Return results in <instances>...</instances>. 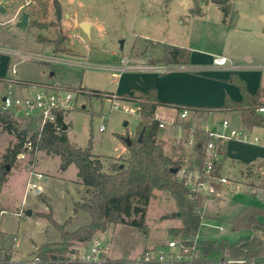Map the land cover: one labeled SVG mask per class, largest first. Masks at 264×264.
<instances>
[{
  "label": "rangeland",
  "instance_id": "374dc122",
  "mask_svg": "<svg viewBox=\"0 0 264 264\" xmlns=\"http://www.w3.org/2000/svg\"><path fill=\"white\" fill-rule=\"evenodd\" d=\"M38 1L46 4L45 12L38 6ZM2 2L8 10L0 13V71L5 79L36 87H61L74 94H79L82 87L128 93L129 87L139 78L136 74H142L144 70L117 72L115 68L122 65L121 60L125 59V64L132 68L159 65L150 60H163L164 45L225 55L236 63H244L248 56L251 64L264 65V0H229L234 11L229 22L234 27L229 30L222 27V14L210 2L204 4L201 17L190 15L182 0H173L169 9L159 3L149 7L145 0H59V21L52 0ZM23 14L27 15V24L19 27L17 24ZM84 22L89 24V35L80 29ZM56 38H64L63 53L52 52ZM11 90L17 92L15 87ZM115 101L116 108L113 107ZM132 110L136 111L134 103L118 101L115 96L87 99L79 94L76 107L63 116L67 138L77 147L89 146L91 154L99 158L103 171L107 172L116 158L128 156L124 141L135 136L138 124V117ZM224 116L214 113L204 117L217 127ZM26 123L27 120H18L20 128ZM101 125L103 131H99ZM262 134V130L251 133L264 142ZM162 141L166 156L175 153V149L178 150L176 154H180L179 145L173 146L171 137ZM15 143V136L0 125V166L3 165L0 175L4 176L0 184V250L3 256L19 260L28 258L40 246L61 241V233L41 214L50 215L57 224H65L64 231H75L87 224L89 217L82 210L74 214L73 208L77 203L88 202L91 195L84 189L78 191L76 167L71 164L62 169L57 155L38 151L32 156L26 150L25 154L17 155L11 165L2 164L3 154ZM192 158V155L185 156L182 166L191 164ZM245 163H264V145L229 142L222 174L228 183L218 195L219 200H203L198 207L201 221L195 240L234 242L251 233L229 230V221L243 206L260 202V199L264 201V194L259 192L264 189V174L256 169L257 166ZM5 166L9 168L7 171ZM30 171L41 173L42 179L30 178ZM29 179L38 186V193L35 189L27 190ZM153 192L144 229L116 224L98 233L109 241V255L134 258L145 248L179 240L168 231L181 225L173 198L163 190ZM27 211L31 214L27 215ZM258 221L264 224V214L258 216ZM256 235L264 238L262 233ZM13 237L15 241H12ZM221 254L214 252L201 256L196 250L195 263L226 261L227 256Z\"/></svg>",
  "mask_w": 264,
  "mask_h": 264
},
{
  "label": "trees",
  "instance_id": "16d2710c",
  "mask_svg": "<svg viewBox=\"0 0 264 264\" xmlns=\"http://www.w3.org/2000/svg\"><path fill=\"white\" fill-rule=\"evenodd\" d=\"M169 1L164 0L165 5ZM209 2L218 7L222 14V23L230 27L229 22L234 11H232L229 0H194V7L189 11L190 15L202 16L203 11L199 4ZM38 6L44 12L46 11L45 3L38 1ZM63 39L56 38L52 43L54 54L63 53L61 48ZM189 56L190 51L187 48L164 45L163 60L150 61L154 64H187ZM0 78L4 79L5 75ZM226 82L238 88L241 98L232 100L225 96L222 105L218 107L162 101L157 98L154 89H148L147 92L112 93L80 88L79 94L85 95L87 99L115 96L119 101L136 105L138 124L135 136L124 141L128 156L126 159L116 158L115 162L109 165L107 172L103 171L99 158L91 154L89 146L80 148L70 143L66 131L62 130L63 115H57L56 126L46 124L42 130H38L32 120H27L25 126L20 128L18 120L6 113H0V125L16 138V143L3 154L2 164L11 165L16 156L25 154L26 150L32 156L38 151H43L47 155H57L60 157L62 169L71 164L76 167L80 184L84 191L91 195L88 202L77 203L73 208L74 214L77 210H82L89 217L88 223L75 231H64L65 224H57L50 215L41 214L61 233L59 243L38 248L41 256L46 259H62L70 253L73 245L89 242L94 235L104 232L109 225L126 224L144 229L145 214L149 201L154 197L153 191L163 190L173 198L179 213L176 217L181 222L179 227L169 228L171 236L179 237V241L188 247L195 243L196 249L202 256L220 252L225 254L228 260H244L242 264H264V238L255 235L257 232L264 234V224L258 221V216L264 214L262 208L246 206L229 223L230 231L249 230L254 233L253 236L241 238L235 242L225 239H194L201 221L198 207L205 198L189 194L182 181L178 179L177 173L171 171L172 169L178 170L182 166L185 149L179 145L180 154L173 157L166 156L163 153L164 142L157 138L161 130L152 119L157 106H174L188 108L194 112L236 111L240 114L244 130L249 131L254 127L264 128V114L257 112L259 107H264V88L259 86L254 94L250 93L246 89L245 82L233 72L229 74ZM183 129L185 138H188L191 134L190 128L185 125ZM192 132L198 141L194 147V164L202 169L205 160V146L209 137L200 129H194ZM140 133L142 136L139 142ZM221 148L222 158H224L226 144ZM1 167L3 168V165L0 166V170ZM3 178L4 176L0 175V184Z\"/></svg>",
  "mask_w": 264,
  "mask_h": 264
},
{
  "label": "built area",
  "instance_id": "2783aa9c",
  "mask_svg": "<svg viewBox=\"0 0 264 264\" xmlns=\"http://www.w3.org/2000/svg\"><path fill=\"white\" fill-rule=\"evenodd\" d=\"M125 59L121 60L119 67L115 68L117 72L126 70H144L155 73H164L168 70L166 65H155L145 67L127 66ZM213 64L217 67H228L226 58H214ZM132 68V69H131ZM264 75V66L259 68ZM14 74L15 71L12 69ZM113 76H116L113 73ZM17 89L13 93L11 88ZM36 88L35 90H33ZM79 94L73 93L61 87L51 86H34L26 84L15 79L0 78V113H6L15 120H32L38 130H42L46 124L56 126V118L58 114L65 115L67 112L76 107V99ZM119 101V100H118ZM116 108L117 101L113 103ZM130 111V109H128ZM132 114L138 117L137 109L132 110ZM194 111L184 107L174 106H157L153 112L152 119L157 123L158 129L164 130L168 127L177 128L181 135L175 139V144L180 145L185 152H191L192 163L188 166H181L177 170V177L180 179L187 189L188 193L199 195L203 198H210L216 195L220 186L226 185L227 178L219 174V166L222 162V145L231 141L251 142L257 144L259 138H250L248 132L244 129L232 127L227 120L221 122L220 130H211L204 128L203 131L209 140L205 146V160L202 169L194 164L195 151L194 147L198 144L197 139L193 135L195 128L189 127L191 134L188 138L182 137L184 125L188 116ZM257 112L264 114V107H259ZM188 126V125H187ZM104 126L101 125L99 131H103ZM186 156V155H185ZM184 156L182 157V161ZM42 179V174L38 172H29V177ZM30 177V178H32ZM35 189L38 193V186L31 182H27V190ZM26 190V191H27ZM15 237L12 241H15ZM110 243L96 234L87 243L75 244L70 248V253L62 259L43 258L39 250L33 252L31 256L24 259L13 260L6 259L0 254V264H195V243L191 247L185 246L179 240H169L165 244L158 247L147 248L137 257L129 260L114 261L109 258ZM244 260H229L232 264H242Z\"/></svg>",
  "mask_w": 264,
  "mask_h": 264
},
{
  "label": "crops",
  "instance_id": "0c3cea01",
  "mask_svg": "<svg viewBox=\"0 0 264 264\" xmlns=\"http://www.w3.org/2000/svg\"><path fill=\"white\" fill-rule=\"evenodd\" d=\"M145 1L149 7L153 6L154 4L158 5V3H159V6L161 4L165 5L164 0H145ZM183 2L188 11H190L194 7V0H182V3ZM172 3H173V0H170L168 2L167 9L171 7ZM3 4L4 2L0 0V13H5L6 10H8L7 8L4 7ZM199 6L203 9L204 4L200 3ZM165 14L167 15V11ZM220 21L222 20L220 19ZM220 24L222 25L223 28H225V30H229L234 27L233 24L230 27H228V25L224 23H220ZM171 46H175V45H171ZM177 47L184 48L182 46H177ZM187 49L190 51L189 62L187 64L158 63L159 65L162 64V65L168 66V70L164 73H155V72H150V71L142 72L138 70L139 72H142V74H136L138 75L137 77L139 78L136 80V82L133 85H131V87H129L128 90H131V91L133 90L136 92H147L148 89H154L156 92L157 98L162 101L177 103V104H184V105L218 107L222 105L225 96H228L232 100H239L241 98L238 88L226 82L229 74L232 72L236 73L245 82L246 89L250 93L254 94L259 86H261V88H264V75H262V73L259 70V68L264 65H259L257 63L251 64L250 57L247 56L244 63H236L235 60L225 55H213V53L211 52L201 53L200 51H197L196 49H191V48H187ZM217 57L226 58L228 65L233 66V68L229 69L228 67L215 66L213 64V60L214 58H217ZM2 75L4 74L0 71V76ZM115 93H122V92H115ZM214 113H222L225 115L224 118L221 120V122L223 120H227L232 127L243 129L241 125V121H240V114L239 112H236V111L193 112L188 116L185 122L186 123L185 125H188V127H192L195 129H201V130H203L204 128H208L211 130H220L221 123L219 126L213 127L209 119L204 117L205 115L212 116ZM253 130L264 131V128L254 127L251 130L247 131L250 138L257 137V136L251 135ZM183 134H185V132H183L182 135ZM179 135H181V133L177 128L168 127L162 130V132L159 133V136H157V138L159 140H166L167 138L171 137L172 145L174 146L175 139ZM262 136H264V134H262ZM228 145H229V142L226 144L224 158L222 159V162L219 166V174L225 178L227 177L222 174H223L224 160L227 157ZM257 145L262 146L264 145V142H261L260 140V142L257 143ZM175 150L176 152L178 151L177 149ZM176 152L170 155L169 157L175 156ZM189 154H191V152H188L187 150V152H185L184 154V159H185V155L189 157ZM245 164L257 166L256 169L260 173L264 174V172L261 171V169H264V163L262 164L261 163H257V164L245 163ZM76 183L80 187L78 191H80L81 189H84L83 186L80 184L79 180H77ZM224 187L225 185L220 186L217 189L218 191L215 196L210 197V198H205L204 201L209 200L210 202H214V198L219 200L218 195L222 193ZM232 189H235V187H232ZM254 192H256V190H254ZM259 192H261V194H264V189H260ZM261 201L262 199H260V202L254 201V203L245 205L239 210V212L244 207L251 206V205L264 209V201L262 202ZM245 231H247L248 233L250 232L249 230H245ZM253 235L254 233L251 232L246 236L240 237L239 239L250 237ZM2 253H3L2 250H0L1 255H3ZM217 253H220V252H217ZM139 254L140 252L135 257H137ZM5 258L10 259V257H5ZM109 258L114 261L133 259V258L121 259L113 255H109ZM201 262L205 263V261L204 262L201 261ZM214 262H216L217 264H224L226 262H229V260L228 259L226 261L218 260ZM214 262L212 261V263ZM198 263L199 262L197 261V263L195 264H198ZM228 264H232V263H228Z\"/></svg>",
  "mask_w": 264,
  "mask_h": 264
},
{
  "label": "water",
  "instance_id": "95a60500",
  "mask_svg": "<svg viewBox=\"0 0 264 264\" xmlns=\"http://www.w3.org/2000/svg\"><path fill=\"white\" fill-rule=\"evenodd\" d=\"M52 6L54 8V14H55V17L57 19V21L60 20V17H61V4L59 2V0H52ZM65 17H68V14H65ZM27 24V15L26 14H23L22 17H21V20L20 22L17 24L19 27H24L26 26ZM80 29L82 30V32L86 35H89V24L88 23H81L80 24ZM120 44H122V42H120ZM62 130L63 131H66L67 130V126L65 124H63L62 126ZM141 136H142V133L139 134L138 136V141L140 142L141 140ZM9 168L8 166H5V171H7ZM173 173H177V169H172L171 170ZM27 215H30L31 212L30 211H27L26 212ZM179 213H176V216H178Z\"/></svg>",
  "mask_w": 264,
  "mask_h": 264
}]
</instances>
